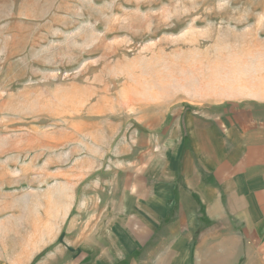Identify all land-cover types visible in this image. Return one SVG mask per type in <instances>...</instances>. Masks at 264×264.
<instances>
[{
	"label": "rangeland",
	"instance_id": "rangeland-1",
	"mask_svg": "<svg viewBox=\"0 0 264 264\" xmlns=\"http://www.w3.org/2000/svg\"><path fill=\"white\" fill-rule=\"evenodd\" d=\"M222 78L264 80V0H0V264H129L170 232L145 198Z\"/></svg>",
	"mask_w": 264,
	"mask_h": 264
},
{
	"label": "crops",
	"instance_id": "crops-1",
	"mask_svg": "<svg viewBox=\"0 0 264 264\" xmlns=\"http://www.w3.org/2000/svg\"><path fill=\"white\" fill-rule=\"evenodd\" d=\"M225 79L219 91L194 90L182 100L190 109L187 134L173 136L170 165L162 170L156 195L145 198L156 216L166 218L170 209L171 231L148 233L151 224L141 222L147 233L134 235L138 250L131 247V235L124 238L130 242L124 262L228 264L224 246L238 241L247 260L236 264H264V80L240 91L237 78ZM101 253L94 254L93 264L116 263L112 250Z\"/></svg>",
	"mask_w": 264,
	"mask_h": 264
}]
</instances>
